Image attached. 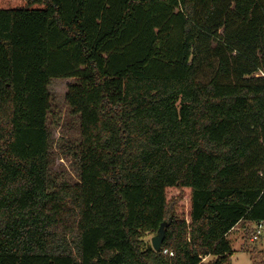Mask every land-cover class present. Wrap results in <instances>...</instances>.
Masks as SVG:
<instances>
[{"label": "trees", "instance_id": "obj_1", "mask_svg": "<svg viewBox=\"0 0 264 264\" xmlns=\"http://www.w3.org/2000/svg\"><path fill=\"white\" fill-rule=\"evenodd\" d=\"M70 77L80 178L52 186ZM243 221L264 222V0H0V264H228Z\"/></svg>", "mask_w": 264, "mask_h": 264}, {"label": "rangeland", "instance_id": "obj_2", "mask_svg": "<svg viewBox=\"0 0 264 264\" xmlns=\"http://www.w3.org/2000/svg\"><path fill=\"white\" fill-rule=\"evenodd\" d=\"M76 78H54L49 85L51 111L48 126L53 140L50 158L49 180L56 185L68 181L75 183L80 178L79 162L63 151L67 143H77L81 137L80 116L72 112L67 103L66 94L71 83ZM258 224L248 221L241 222L232 230L227 238L232 245L234 254L228 264H264V224L257 239H252ZM156 232H149L145 236L146 242L151 244ZM212 256L204 260L209 261Z\"/></svg>", "mask_w": 264, "mask_h": 264}, {"label": "water", "instance_id": "obj_3", "mask_svg": "<svg viewBox=\"0 0 264 264\" xmlns=\"http://www.w3.org/2000/svg\"><path fill=\"white\" fill-rule=\"evenodd\" d=\"M171 223V219L169 221H163L160 226L159 229L157 230L156 234L152 237L151 243L153 248L156 251H160L163 245V242L165 240L166 237V229L167 226H169Z\"/></svg>", "mask_w": 264, "mask_h": 264}, {"label": "built area", "instance_id": "obj_4", "mask_svg": "<svg viewBox=\"0 0 264 264\" xmlns=\"http://www.w3.org/2000/svg\"><path fill=\"white\" fill-rule=\"evenodd\" d=\"M263 224H264V222H261V223L258 224V226L256 228V231H255L256 233L254 234L252 239H257L258 236L261 234V229L263 228ZM163 252L166 253V254L173 255V252L169 251L168 249H165Z\"/></svg>", "mask_w": 264, "mask_h": 264}]
</instances>
